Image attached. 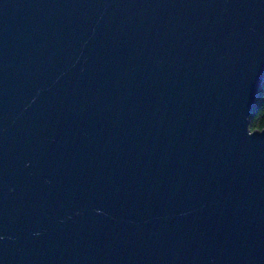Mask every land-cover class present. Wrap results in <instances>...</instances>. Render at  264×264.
<instances>
[{
  "label": "water",
  "instance_id": "95a60500",
  "mask_svg": "<svg viewBox=\"0 0 264 264\" xmlns=\"http://www.w3.org/2000/svg\"><path fill=\"white\" fill-rule=\"evenodd\" d=\"M264 0H0V264H264Z\"/></svg>",
  "mask_w": 264,
  "mask_h": 264
},
{
  "label": "trees",
  "instance_id": "16d2710c",
  "mask_svg": "<svg viewBox=\"0 0 264 264\" xmlns=\"http://www.w3.org/2000/svg\"><path fill=\"white\" fill-rule=\"evenodd\" d=\"M264 129V81L259 91L254 110L249 117V130L261 131Z\"/></svg>",
  "mask_w": 264,
  "mask_h": 264
}]
</instances>
